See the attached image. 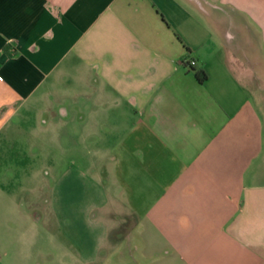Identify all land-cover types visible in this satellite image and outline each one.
Instances as JSON below:
<instances>
[{"label":"crops","instance_id":"crops-1","mask_svg":"<svg viewBox=\"0 0 264 264\" xmlns=\"http://www.w3.org/2000/svg\"><path fill=\"white\" fill-rule=\"evenodd\" d=\"M0 264H264V0H0Z\"/></svg>","mask_w":264,"mask_h":264},{"label":"trees","instance_id":"trees-1","mask_svg":"<svg viewBox=\"0 0 264 264\" xmlns=\"http://www.w3.org/2000/svg\"><path fill=\"white\" fill-rule=\"evenodd\" d=\"M185 64L192 66V65L188 64L187 61L185 62ZM195 76H196L197 80H199L200 82H203L207 77L206 72L203 69H196L195 70Z\"/></svg>","mask_w":264,"mask_h":264},{"label":"rangeland","instance_id":"rangeland-1","mask_svg":"<svg viewBox=\"0 0 264 264\" xmlns=\"http://www.w3.org/2000/svg\"><path fill=\"white\" fill-rule=\"evenodd\" d=\"M50 148H51V153H55L56 152V148H55V146H54V144L51 142V146H50ZM45 177H47L48 179H49V181H51L52 180V175L51 176H47V175H45Z\"/></svg>","mask_w":264,"mask_h":264},{"label":"built area","instance_id":"built-area-1","mask_svg":"<svg viewBox=\"0 0 264 264\" xmlns=\"http://www.w3.org/2000/svg\"><path fill=\"white\" fill-rule=\"evenodd\" d=\"M187 62H188V64H190V65H194V64L196 63L195 59H193V58H189V59L187 60Z\"/></svg>","mask_w":264,"mask_h":264}]
</instances>
